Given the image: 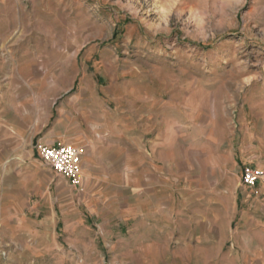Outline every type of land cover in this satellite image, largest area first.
<instances>
[{"label":"rangeland","instance_id":"374dc122","mask_svg":"<svg viewBox=\"0 0 264 264\" xmlns=\"http://www.w3.org/2000/svg\"><path fill=\"white\" fill-rule=\"evenodd\" d=\"M147 105L199 148L223 141L239 157L259 151L264 0H0V264L116 262L115 238L101 240L78 190L45 176L34 148L115 113L135 120ZM237 159L231 191L221 179L210 192L229 201V217L198 228V252L172 249L150 256L154 264H209L211 248L213 264H264V234L241 222L260 201L258 186L243 187L250 161Z\"/></svg>","mask_w":264,"mask_h":264},{"label":"crops","instance_id":"0c3cea01","mask_svg":"<svg viewBox=\"0 0 264 264\" xmlns=\"http://www.w3.org/2000/svg\"><path fill=\"white\" fill-rule=\"evenodd\" d=\"M135 120L120 122L115 113L114 119L105 120L103 126L85 122L78 127L77 136L66 137L54 131V136L45 138L44 145L71 144L81 149L82 182L78 187L50 168L42 172L45 176L54 173L69 191L78 190L87 209L86 218L97 226L101 240L115 238L109 245L115 250L114 264H136L130 258L135 256L141 258V264H154L150 256L172 249L174 256L192 255L201 250L197 245L198 228L205 224L211 229L220 214L230 215L227 199L217 203L212 199L215 183L221 186V179H226L224 190L231 191V168H235L237 158L250 161V167L264 169V144L253 155L242 153L239 157L231 153L227 142H216L210 149L208 145L199 148L195 138H176L175 120L170 116L165 119L148 105ZM257 186L260 201L241 213L242 226L254 236L260 230L264 234V184ZM203 194L208 199L202 200ZM11 206L14 217L19 218V206ZM80 221L85 219L80 217ZM174 241L176 246L171 248ZM208 255L209 264H213L212 248Z\"/></svg>","mask_w":264,"mask_h":264},{"label":"built area","instance_id":"2783aa9c","mask_svg":"<svg viewBox=\"0 0 264 264\" xmlns=\"http://www.w3.org/2000/svg\"><path fill=\"white\" fill-rule=\"evenodd\" d=\"M39 160L57 175L67 179L74 187L82 182V151L81 149L67 144L48 146L37 144L35 146ZM242 183L255 188L264 183V169L245 167L242 173Z\"/></svg>","mask_w":264,"mask_h":264}]
</instances>
